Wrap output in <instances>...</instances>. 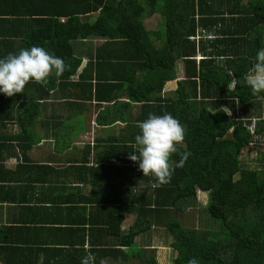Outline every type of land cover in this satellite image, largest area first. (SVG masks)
Listing matches in <instances>:
<instances>
[{
	"label": "trees",
	"instance_id": "obj_1",
	"mask_svg": "<svg viewBox=\"0 0 264 264\" xmlns=\"http://www.w3.org/2000/svg\"><path fill=\"white\" fill-rule=\"evenodd\" d=\"M116 5L120 31L113 40L123 47L117 60L130 76L139 70L145 77L133 88L134 96L140 87L146 93L137 98L144 102L140 121L149 113H171L186 128L172 160L178 162L184 151L191 156L167 183L157 185L155 177L142 171L128 179L122 205L113 208L109 229L100 233L120 238L126 215L137 220L124 231L119 249H93V264L107 258L120 264H160L156 250L148 249L155 235L173 238L174 264L193 258L198 264H264V114L257 111L264 93H253L243 79L264 46V0H108L107 9ZM148 23L157 29L151 31ZM80 62L69 72L75 73ZM176 80L175 93L163 96L167 82ZM23 100L33 123L37 93L28 90ZM34 140L30 128L22 126L17 141H26L28 150ZM253 145L262 155L256 168L242 162V152ZM136 183L145 189L137 193ZM199 191L210 195L207 213L219 229H190L180 220ZM78 255L81 260L82 253Z\"/></svg>",
	"mask_w": 264,
	"mask_h": 264
},
{
	"label": "crops",
	"instance_id": "obj_2",
	"mask_svg": "<svg viewBox=\"0 0 264 264\" xmlns=\"http://www.w3.org/2000/svg\"><path fill=\"white\" fill-rule=\"evenodd\" d=\"M107 2L0 0V58L39 46L68 65L47 83L33 81L13 97L0 94V264L80 263L78 253L82 258L93 249H119L137 220L126 215L120 238L100 233L122 205L128 179L140 174L129 155L139 151L135 136L144 102L137 98L146 94L140 87L133 95L144 75L138 70L132 78L117 60L120 8L108 10ZM148 27L156 30L154 23ZM76 60L80 65L70 73ZM174 88L177 80L167 82L162 95ZM28 90L38 96L33 123L23 100ZM22 126L35 139L28 150L26 141H17ZM141 189L145 185L136 183V192ZM160 243L171 246L155 235L148 249Z\"/></svg>",
	"mask_w": 264,
	"mask_h": 264
},
{
	"label": "clouds",
	"instance_id": "obj_3",
	"mask_svg": "<svg viewBox=\"0 0 264 264\" xmlns=\"http://www.w3.org/2000/svg\"><path fill=\"white\" fill-rule=\"evenodd\" d=\"M67 70L65 61L43 47L32 46L0 58V94L13 97L25 92L30 82L47 83L50 74L61 76ZM245 84L253 93H264V46L255 55L254 62L244 76ZM140 132L135 136L139 151H131L129 159L138 163L144 176H153L157 185L167 183L177 168H183L191 153H179V161H173L178 153L177 145L185 140L186 128L171 113H149L139 123ZM94 257L85 255L80 264H93ZM100 264H104L103 260ZM188 264H198L195 258Z\"/></svg>",
	"mask_w": 264,
	"mask_h": 264
},
{
	"label": "rangeland",
	"instance_id": "obj_4",
	"mask_svg": "<svg viewBox=\"0 0 264 264\" xmlns=\"http://www.w3.org/2000/svg\"><path fill=\"white\" fill-rule=\"evenodd\" d=\"M150 28H154V27L151 26ZM155 29H157L156 25H155ZM155 44L156 47L161 48L160 41H156ZM182 66L183 65L180 64L178 68L179 73L180 70H182L180 68ZM175 89L176 88H174L173 91ZM257 106H258L257 107L258 113L264 114V101L257 104ZM256 148L257 145L249 146L242 152V162L251 168L259 167V164L261 163L262 155L258 152V149ZM209 204H210V195L208 193L199 191L197 202L194 203L189 213L185 216H182L180 219L184 224V226L190 229L196 228L202 231H214L215 229H219V224H217L215 220L211 218L207 213V208ZM172 239H173L172 237H170V239L168 238L166 239V237H164L162 238V241L163 242H168V240L173 241ZM155 249H157L156 255L158 257L157 259L159 260L160 264H174V260L176 259L178 253L171 246L166 247L161 244L159 248L156 247Z\"/></svg>",
	"mask_w": 264,
	"mask_h": 264
}]
</instances>
